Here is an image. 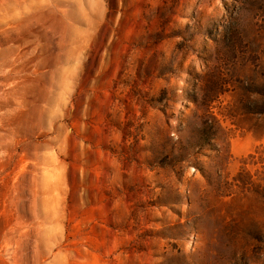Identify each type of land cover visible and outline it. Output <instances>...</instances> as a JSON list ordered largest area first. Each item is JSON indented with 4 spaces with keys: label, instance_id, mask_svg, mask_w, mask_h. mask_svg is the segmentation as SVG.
<instances>
[{
    "label": "rangeland",
    "instance_id": "1",
    "mask_svg": "<svg viewBox=\"0 0 264 264\" xmlns=\"http://www.w3.org/2000/svg\"><path fill=\"white\" fill-rule=\"evenodd\" d=\"M0 264H264V0H0Z\"/></svg>",
    "mask_w": 264,
    "mask_h": 264
}]
</instances>
